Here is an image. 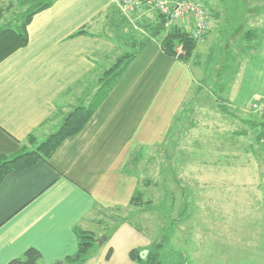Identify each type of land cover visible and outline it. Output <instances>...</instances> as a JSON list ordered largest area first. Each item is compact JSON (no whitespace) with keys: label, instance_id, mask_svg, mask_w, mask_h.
Returning <instances> with one entry per match:
<instances>
[{"label":"crops","instance_id":"obj_1","mask_svg":"<svg viewBox=\"0 0 264 264\" xmlns=\"http://www.w3.org/2000/svg\"><path fill=\"white\" fill-rule=\"evenodd\" d=\"M258 11L249 17L258 20L244 32L259 29L263 34L221 99L245 115L253 113L256 98L264 97V10ZM217 14L212 11V16ZM158 18L148 6L124 10L120 0H55L33 16L28 44L0 61V153L12 155L35 147L82 104L91 90L85 91L120 52V40L109 28L137 29L150 36L82 131L67 137L49 161L13 170L0 183V264L22 257L29 248H36L46 264L63 261L78 249V230L101 237L103 231L95 232L93 226L115 218L114 209L131 206L138 185L133 156L139 148L165 145L186 110L188 96L195 87L193 96L201 89L191 62L166 54L159 38L152 36ZM81 28L86 33L75 34ZM77 83L82 90L73 93ZM228 113L240 128L233 132L236 138H229L225 129L233 124L225 117L229 114L223 116L218 124L228 139L222 144L242 155L256 153L255 144L261 147L262 142L254 135L255 116ZM136 228L123 220L114 232L116 237L122 231L120 245L109 247V257L103 246L85 264H138L130 250L142 244L146 253L148 241Z\"/></svg>","mask_w":264,"mask_h":264},{"label":"rangeland","instance_id":"obj_2","mask_svg":"<svg viewBox=\"0 0 264 264\" xmlns=\"http://www.w3.org/2000/svg\"><path fill=\"white\" fill-rule=\"evenodd\" d=\"M204 1L211 14L218 11L219 17L213 16V29L198 39L190 59L200 78V92L193 96L195 87L188 96L186 110L165 145L142 149L133 171L138 177L137 188L142 192L140 205H132L130 201L127 209L113 211L117 215L112 217L123 215V218L113 222L109 220L115 218H104L107 221L103 225L93 226L95 232L102 230L103 233L91 256L103 250V246L106 250L112 244L118 247L122 231L116 237L114 232L123 220H128L148 241V248L155 240L166 237L170 248L184 254L186 264L187 261L188 264H264V135L261 147L255 144L256 153L242 155L222 144L228 135L223 134L224 128H219L218 124L229 111L240 117L255 116L258 123L264 121V115L253 109V113L245 115L221 101L225 98L224 88H228L241 61L250 53L242 33L252 21L258 20L249 17L259 15V9L264 10V0ZM25 6L21 5V0H0V27L20 22ZM251 9H255L253 14ZM161 21L158 18L153 22L154 30L159 28L158 38L168 30ZM261 21L264 22V17ZM136 30L125 32L109 28L120 40L117 57L139 48L134 40L140 41L144 35ZM101 77L85 91L91 90L83 96L82 104L93 101L102 86ZM80 86L77 83L73 93H79ZM225 117L233 124L225 129L231 133L229 138H236L233 132L240 128V122L232 114ZM58 127L59 124L50 132ZM262 129V125H258V133ZM255 130L253 128V133ZM96 236L99 237V233ZM140 242L142 239L136 243Z\"/></svg>","mask_w":264,"mask_h":264},{"label":"trees","instance_id":"obj_3","mask_svg":"<svg viewBox=\"0 0 264 264\" xmlns=\"http://www.w3.org/2000/svg\"><path fill=\"white\" fill-rule=\"evenodd\" d=\"M55 0H21V5L25 9L20 14V22H15L12 25L0 27V61L7 57L15 50L24 47L29 42L28 25L33 16L50 7ZM1 13V12H0ZM1 15V14H0ZM160 16V14H159ZM161 17V16H160ZM163 27V19L161 21ZM86 33L85 28H81L75 34ZM159 28L152 32V36L157 37ZM259 29L246 30L242 38L247 41L246 48L249 51L254 49V42L259 40L262 36ZM150 36H145L140 41L134 40V44H139V48L133 53H125L115 58L113 63L104 70L100 78L103 83L102 86L94 96L91 103L81 104L76 106L68 112L59 124V127L47 135V137L38 142L36 147H23L20 151L12 155L0 153V183L5 176L13 170H23L27 167L33 166L41 160L49 161L52 155L62 142L70 136H74L83 130L85 125L91 119L97 108L108 95L110 90L114 87L118 79L121 77L127 66L137 56L140 48ZM161 49L168 55L176 59L188 63L193 56V53L198 45V39L191 36L190 32L182 27L173 26L168 29L162 38H159ZM103 92V93H102ZM254 125H262V131L257 134L261 139L264 135V121ZM32 141L34 138L29 137ZM140 150V153H138ZM137 153L133 156L131 164L137 166L139 158L142 156V149L139 148ZM142 199V192L137 188L135 194L131 198L132 205H140ZM132 223V222H131ZM79 244L77 251L70 256H67L63 261L56 264H85L91 256L96 242L102 238L97 237L93 231L78 230ZM106 239V238H105ZM112 249H109L107 256L111 255ZM130 256L138 264H186V258L181 251L174 250L168 245L167 239L162 238L155 240L152 246L148 248L146 253L144 249L133 248L130 250ZM172 258L168 259V257ZM163 258H166L164 261ZM7 264H46L41 261V254L36 248H29L22 257H17L10 260Z\"/></svg>","mask_w":264,"mask_h":264},{"label":"built area","instance_id":"obj_4","mask_svg":"<svg viewBox=\"0 0 264 264\" xmlns=\"http://www.w3.org/2000/svg\"><path fill=\"white\" fill-rule=\"evenodd\" d=\"M124 10L134 11L148 6L160 14L167 29L182 27L201 39L214 27L215 20L204 0H120ZM251 108L264 115V97L256 98Z\"/></svg>","mask_w":264,"mask_h":264}]
</instances>
